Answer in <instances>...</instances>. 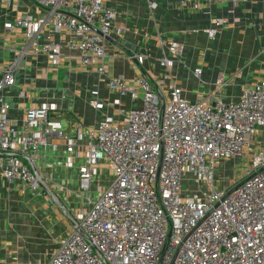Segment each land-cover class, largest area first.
Returning a JSON list of instances; mask_svg holds the SVG:
<instances>
[{"label": "built area", "instance_id": "built-area-1", "mask_svg": "<svg viewBox=\"0 0 264 264\" xmlns=\"http://www.w3.org/2000/svg\"><path fill=\"white\" fill-rule=\"evenodd\" d=\"M29 1L35 16L0 21V37L21 33L19 58L30 54L60 66L65 52L74 57L97 77L90 107L104 110L113 100L119 118L106 116L92 127L75 120L67 130L56 107L41 103L26 109L16 128L0 93V175L48 194L52 204H62L58 194L65 202L72 195L80 202L67 214L70 231L42 264H264V80L245 86L235 101H213L220 88L192 101L172 82L148 81L142 75L146 56L140 54L131 57L138 75L109 77L106 43L115 13L104 0ZM173 1L195 11L229 5L226 16L235 7L264 2ZM145 2L157 7L154 0ZM226 16L211 17L207 39L228 23ZM183 52V44L168 41L159 67L170 73ZM15 67L14 62L0 73V92L14 86ZM192 74L201 81L199 68ZM223 79L218 75L216 86ZM127 96L129 107L123 103ZM57 141L67 154L64 166L76 170L77 189L37 168L40 150L56 151ZM242 160L246 166L239 175L215 176L226 163ZM99 165L108 177L92 195Z\"/></svg>", "mask_w": 264, "mask_h": 264}, {"label": "crops", "instance_id": "crops-1", "mask_svg": "<svg viewBox=\"0 0 264 264\" xmlns=\"http://www.w3.org/2000/svg\"><path fill=\"white\" fill-rule=\"evenodd\" d=\"M5 1L0 0V21L25 15L34 17L37 13L29 0H10L8 6ZM154 2L157 7L150 9L145 0H104L115 13L113 32L106 43L109 77L122 75L130 80L138 75V66L131 57L140 54L146 56L142 75L148 81L154 84L161 78L164 84L172 82L192 101L212 94L217 88L220 89L213 101H235L245 86L264 80V2L235 7L232 16L225 15L229 5L195 11L179 7L173 0ZM215 15L226 16L228 23L209 40L205 30ZM117 29L123 31L116 34ZM168 41L184 46L170 73L157 63ZM23 44L19 31L0 37V73L16 63L14 86H5L0 92L11 105L9 119L16 128L22 125L24 111L41 103L56 107V116L67 130L75 120L92 127L102 119L104 110L109 114L108 107L95 111L87 103L90 97L87 91L95 86L90 82L97 79L95 74L81 68L66 52L60 66L48 58L30 54L19 58L18 50ZM194 68L201 70V81L193 76ZM71 72L76 75L75 81ZM221 74L223 84L218 87L215 81ZM57 143L56 151L40 150L37 168L54 172L55 182L77 189L76 170L64 166L67 154L63 143ZM58 195L62 204H52L48 194L31 191L19 182L8 183L0 175V264H42L52 255L60 238L71 229L67 214H72L80 203L73 195L68 202L62 194ZM45 232L47 237L43 241ZM40 244L49 250L45 253L41 250L40 254L37 250Z\"/></svg>", "mask_w": 264, "mask_h": 264}, {"label": "rangeland", "instance_id": "rangeland-1", "mask_svg": "<svg viewBox=\"0 0 264 264\" xmlns=\"http://www.w3.org/2000/svg\"><path fill=\"white\" fill-rule=\"evenodd\" d=\"M70 76L73 78V81H75V78H76V75H74V72H71V74H70ZM66 83H68L67 81H66ZM77 83V82H76ZM92 85H95L92 89L90 88V90H88L87 92H88V94L90 95V92L94 89V88H96L97 86H98V82H97V79L96 80H94V81H92V82H90ZM90 98V97H89ZM65 99H68V94H66V96H65ZM81 99H82V103L84 102V97H81ZM87 103L89 104V106H90V102H89V100L87 101ZM123 103L126 105V106H130V100H129V97L127 96V97H124V100H123ZM114 104V102H113V100H112V103H111V105H113ZM111 105L108 107V111H109V114L107 115L106 114V111H107V109L106 110H102L103 111V113H101L102 114V119H104L106 116H113V117H115L116 119H119L118 118V116L114 113V110H113V108L111 107ZM94 116V115H93ZM101 116V115H100ZM82 162H83V160L81 161V160H78L77 161V165H80V164H82ZM246 166V162L244 161V160H242V161H239V162H236V161H232V162H229V163H226L225 165H224V167H222L221 169H219L217 172H216V177H223V176H225L226 178V180H229L232 176H236L237 174L239 175L242 171H243V169H244V167ZM236 169V170H235ZM104 176L105 177H108V173H107V171L105 170V169H103L100 165L98 166V174H97V176L95 177V182H94V184H93V186H92V195H94L95 194V192L97 191V186H104L105 185V182H103L104 181ZM74 186H77L78 187V183H77V180H76V183L74 184ZM75 206H77V204H78V201L77 200H75ZM46 237H47V233L45 232L44 234H43V241L46 239ZM42 241V242H43ZM43 244H40V245H38V247H37V250L39 251V253L41 252V250H42V252L43 253H45L46 251H48L49 250V248L47 249V247H43L42 246ZM51 245V244H50ZM44 246H47V244L46 245H44ZM41 254V253H40ZM39 258H40V255H39Z\"/></svg>", "mask_w": 264, "mask_h": 264}]
</instances>
